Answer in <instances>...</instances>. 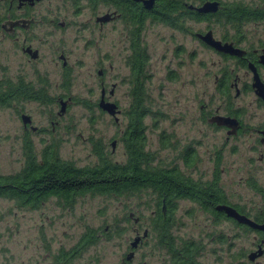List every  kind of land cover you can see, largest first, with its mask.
<instances>
[{"label": "flooded vegetation", "instance_id": "flooded-vegetation-1", "mask_svg": "<svg viewBox=\"0 0 264 264\" xmlns=\"http://www.w3.org/2000/svg\"><path fill=\"white\" fill-rule=\"evenodd\" d=\"M49 2L0 0V43L6 41L29 65L28 70H16L12 75L0 73V107L11 106L14 109L21 129L17 136L21 150L20 166L12 173L0 175L17 174L30 154L40 163L46 152H55L60 160H66L59 156V147L51 139L36 150L30 138V134L50 133L57 121L49 120L51 129H39L32 124L30 115L21 111L17 105L21 102H35L42 106L56 104L58 111L49 117L58 119L68 101H74L65 90L71 86L76 62H71L70 52L64 49L63 41L61 44L59 38H52L57 32L63 31L69 22L59 18L58 12L54 13ZM61 5L70 9L74 17H79L83 25L97 29L105 27L110 35L119 25L121 28L128 100L122 108L115 97L118 82L112 79L111 74L107 76V70L105 72L100 68L96 70L95 87L99 92L94 105L106 113L99 108V101L102 99L103 102L113 104L115 113L106 114L116 126L124 122L122 129L118 130V139L123 148L122 159H112L115 139L110 142L108 152L106 149L100 151L106 153L112 164L127 167L129 158L124 138L135 131L132 128L136 124L138 138L132 143H136V146L131 144L137 154L136 159L140 158L141 166L147 164L149 168L170 170L171 177L168 181L163 177L157 179L144 176L129 179L127 173H124L120 181L126 187L120 194H71L69 205L64 204L62 179L57 194L45 193L48 189L46 180L30 179L19 184L12 183V196L0 198L9 200L16 208L37 209L49 199L55 200L59 207H70L77 197L87 194L128 199L130 195L145 193L152 197L146 225L144 217L136 211H127L124 215V221L131 222V235L126 239L119 264H132L135 255L144 245H152L161 264H264V231L238 222L219 208L229 207L238 215L261 225L264 222V177L260 179L261 182L254 176L247 177L245 182L255 191L259 205H245L233 201L220 184V172L223 169L220 167L219 149L214 152L210 176L193 178L186 172V169H193L197 163V151L192 141L179 148L180 165L176 162L162 163L155 151L148 147L146 138L150 136V131L154 133L161 149L175 147L176 138L171 130L158 128L160 115L153 113L150 107L151 100L146 86L152 77L149 71L151 54L145 39L147 26L164 31L160 37L166 46L165 51H169L173 58H185L188 66L186 84L190 87L194 83L193 60L198 58L200 51L205 54L195 65L200 71L196 82L200 89H204L196 100L201 125L223 132L225 141L238 138L251 140L247 145L248 151L257 155L253 157L254 161L264 165V0H64ZM176 35L180 36V40L175 38ZM45 41L52 42L50 53L40 50L39 43ZM193 41L200 51L193 48ZM83 42H90L89 37L85 41L83 38ZM208 53L213 55V60L209 61ZM46 59L50 65L41 63ZM38 63H41L40 66L36 65ZM177 64L175 67L182 66V63ZM107 67L111 69V63ZM169 67L170 63H167L164 79L173 81L178 73ZM0 71L3 69L0 68ZM135 91L139 96L140 108L138 119L131 120L130 108ZM61 104L64 105L62 111ZM93 151L95 154L96 149ZM176 173L200 185L193 187L188 182L184 186L185 190L193 191L187 193L194 195V198L175 196L180 183ZM145 180L153 181L155 190L144 187ZM27 182L30 185L22 189L21 186ZM133 183H137V186L130 190L129 185ZM19 191H24L25 203L18 200ZM180 201H187L192 206L187 207L183 215L190 216L193 210L204 218L202 229L195 237L178 234L176 231ZM81 227V233L73 245L69 248L57 247L54 264H70L81 253L94 247L99 237L106 239L109 232L113 231L107 224L98 230L87 222ZM244 239L248 240L247 246L240 247L239 241Z\"/></svg>", "mask_w": 264, "mask_h": 264}, {"label": "rangeland", "instance_id": "rangeland-1", "mask_svg": "<svg viewBox=\"0 0 264 264\" xmlns=\"http://www.w3.org/2000/svg\"><path fill=\"white\" fill-rule=\"evenodd\" d=\"M62 2L64 0H50L49 5L54 13L58 12L59 18L69 24L52 38H59L58 42L64 43V49L70 52L71 62H76L71 86L65 90L74 101H68L58 119L49 117L58 111L56 104L42 106L35 102H21L17 105L21 111L30 115L32 124L39 129H51L49 120L57 121L50 133L30 134L36 150L51 139L58 145L61 158L71 160L77 166H85L95 163V146H101L103 151L106 149L108 152L110 142L115 139L112 159L121 160L123 148L118 139V130L122 129L124 122L114 125L108 115L94 105L99 92L95 87L96 70L100 68L105 72L107 70V76L111 74L112 79L118 82L115 97L122 108L128 100V87L124 80L127 69L123 65L125 52L120 25L111 35L105 27L97 29L83 25L79 17H74L73 12L64 7L65 4L61 5ZM163 33V30L155 27L147 26L145 29L146 44L151 54L149 71L152 75L146 88L153 113L160 115L158 128L171 130L175 135L176 145L170 149H161L154 133L150 131V136L146 138L148 147L155 151L162 163L176 162L180 165L179 148L192 141L197 151V163L193 169H186V172L193 178L210 176L214 152L219 149L220 167L223 169V172H220V184L226 193L233 201L245 205H259L255 191L245 182L250 175L258 182L264 177V165L254 161L253 157L257 155L247 149L251 140L238 138L225 141L223 132L201 125L197 116L196 100L204 89H200L199 83L196 82L200 71L195 65L205 54L193 41V48L200 52L198 58L193 60L194 83L190 87L186 84L188 66L184 56L173 58L169 51H165L166 46L160 37ZM88 37L90 42H83V38L85 41ZM175 38L180 40L178 35ZM51 43H39L40 50L50 53ZM208 55L209 61L214 59L213 55ZM41 63L50 65L47 59ZM41 63L36 65L40 66ZM108 63H111V69L107 67ZM167 63H170L169 68L176 69L178 73L173 81L164 79ZM177 63H182V66L175 67ZM0 68L3 69L0 71L1 75H12L16 70H28L29 65L5 41L0 43ZM145 121L149 123L147 119ZM20 130L14 109L12 110L11 106L0 107V174L12 173L20 166L21 150L17 137ZM151 202L152 197L145 193L130 195L128 199L87 194L77 197L70 207H59L55 200L49 199L39 208L31 209L16 208L9 200L0 198V264H54L57 247L69 248L73 245L81 233V226L86 222L97 230L107 224L113 231L109 232L106 239L99 237L94 247L81 253L70 264H119L126 239L131 235V222H125L124 215L127 211H136L144 217L146 225ZM187 207H192L187 201L178 203L176 231L178 234L195 237L202 229L204 218L193 210L190 216L183 215ZM239 243L240 247H245L248 240H240ZM132 264H161V261L158 260L152 245H144L135 255Z\"/></svg>", "mask_w": 264, "mask_h": 264}, {"label": "trees", "instance_id": "trees-1", "mask_svg": "<svg viewBox=\"0 0 264 264\" xmlns=\"http://www.w3.org/2000/svg\"><path fill=\"white\" fill-rule=\"evenodd\" d=\"M33 95V94H32ZM137 91L134 92V102L130 108L131 120L138 119L139 114V98ZM2 102V100H0ZM131 126V121H130ZM129 126V127H130ZM133 133L130 136L124 138V143L128 151L127 167H122L120 164H112L106 157V153L101 152V146H95L96 161L91 166H76L70 160H60L57 154L45 153L42 156L41 163L37 162L34 155L30 154L25 162L23 168L14 176L0 175V197L10 198L12 196V183H21L24 180H39L44 179L47 181L48 189L46 194H57L60 191V180L63 182L64 190V204L69 205L71 203V194H120L122 189L126 187L121 183L120 179L124 177V173H127L129 179H138L140 177L150 178H164L168 181L171 177L170 170L149 168L147 164L140 165V158L136 159V152L131 148V144L134 143L137 138V126L134 124ZM132 146H136L132 144ZM176 179L180 182L175 192L176 197L191 196L187 192L193 193L191 190H185L184 186L189 182L183 178L182 175L176 173ZM193 187H199L196 183L189 182ZM30 185V182L21 186L22 189L25 186ZM137 183L129 185L130 190L135 188ZM144 187H150L155 190L156 186L153 181L145 180ZM203 192L202 190H200ZM18 200L21 203H25L24 191H19L17 195Z\"/></svg>", "mask_w": 264, "mask_h": 264}, {"label": "water", "instance_id": "water-1", "mask_svg": "<svg viewBox=\"0 0 264 264\" xmlns=\"http://www.w3.org/2000/svg\"><path fill=\"white\" fill-rule=\"evenodd\" d=\"M215 47H217V46H215ZM219 49L227 50V48H225V47H219ZM63 106L64 105L61 104V111L63 110ZM98 106L101 110L105 111L106 113H108L110 115H113L115 113V111H114L115 106L111 103L103 102L102 99L99 101ZM22 119L24 120L25 117H22ZM219 208L224 209L227 216L234 218L238 222L245 223V224L249 225L250 227H254L256 229L264 231V222L261 225H257V224H254L253 222H251L249 219H246L243 216L238 215L233 209H231L229 207L223 206V207H219Z\"/></svg>", "mask_w": 264, "mask_h": 264}]
</instances>
